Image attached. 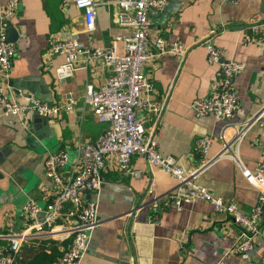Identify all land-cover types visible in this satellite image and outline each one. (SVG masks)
<instances>
[{
  "label": "crops",
  "instance_id": "crops-1",
  "mask_svg": "<svg viewBox=\"0 0 264 264\" xmlns=\"http://www.w3.org/2000/svg\"><path fill=\"white\" fill-rule=\"evenodd\" d=\"M262 7V0H169L167 8L151 12L149 48L155 49L157 36L169 42L180 40L187 48L186 59L179 69L174 55H154L144 66L156 87L145 92L146 97L151 102L165 103L159 150L172 154L189 172L198 164L195 141L209 135L207 157L211 163L199 178L211 192L236 200L245 212L256 203L258 188L242 168L253 170L264 158L263 127L253 123L244 130L236 148L240 164L217 155L222 147L221 130L233 136L236 126L264 105V32L253 33L248 28L264 18ZM116 9L114 0L97 5L94 28L90 30L73 0H20L10 19L18 32L14 42L17 54L4 91L18 100L27 93L48 102L73 98L80 109L48 118L33 111H0V246L6 245L9 235L20 228L21 209L27 199L44 202L54 194L56 185L44 169L47 154L64 148L69 161H74L77 144L94 139L106 126L95 118L86 100V88L88 84H101L110 72L108 66L100 58L86 57L70 76L56 77L55 68L67 60V54L50 53L44 58L48 35L67 28L89 46L106 45L114 36L130 31L129 26L113 21ZM213 29V43L223 48L221 59L233 58L244 64L234 79L238 108L231 118L196 115L189 105L193 98L208 96L216 89L218 63L207 61L202 43ZM122 48L119 40L117 50ZM140 115L150 125L152 111L144 108ZM131 161L140 174H124L108 160L101 187L89 194L96 200L98 223L90 231L80 264H262L264 212L261 234L244 252L233 250L239 237L233 218L215 211L206 199L182 201L179 207L164 206L155 218H150V205H141L135 209L127 231L130 209L139 194L148 188L142 199L147 202L176 183L172 175L150 164L144 156L134 154ZM165 199L160 202L165 203ZM67 219L59 222V230L68 229ZM69 242V238L52 232H38L22 244L20 253L25 260L39 250L50 252L55 248L62 254Z\"/></svg>",
  "mask_w": 264,
  "mask_h": 264
},
{
  "label": "built area",
  "instance_id": "built-area-1",
  "mask_svg": "<svg viewBox=\"0 0 264 264\" xmlns=\"http://www.w3.org/2000/svg\"><path fill=\"white\" fill-rule=\"evenodd\" d=\"M61 1L66 3L69 0ZM73 2L82 10L85 26L90 30L94 28L97 5L108 3L109 0ZM114 2L117 9L113 21L129 26L130 31L114 36L108 44L89 46L67 28L48 35L44 58L50 53L67 54V60L55 68L56 77L70 76L79 62L86 57L100 58L108 66L110 72L104 81L97 86L88 84L86 88V100L91 105L95 118L106 123V126L94 139L77 144L74 161H69L64 148L47 154L44 169L47 177L56 185V190L44 202L27 199L23 203L20 228L9 235L6 245L0 246V264H16L22 244L38 232H52L57 237L69 238L68 247L55 264H80L90 231L98 223L96 200L89 194L101 187L104 181L102 173L108 160H112L124 174H140V170L132 166L131 159L134 154L144 156L150 164L159 166L176 180L174 186L167 191L145 202L151 207L150 218H155L164 206L179 207L182 201L206 199L212 203L215 211L228 214L238 225L239 237L233 244V250H250L254 246L255 237L261 234L260 219L264 212V158L256 163L253 170L242 168L249 181L258 188L256 203L250 211L245 212L236 200L211 192L199 178L211 163L207 157L211 142L209 135L200 136L195 141L194 150L198 154V164L189 172L183 170L172 154H164L158 148L159 126L165 103L151 102L146 97L145 92L154 91L156 87L146 74L144 66L154 55L171 54L177 58L180 69L187 55V48L180 40L169 42L162 36L155 37L154 50L149 48L151 12L164 10L169 0ZM19 4L20 0L0 1V111L13 114L33 111L48 118L80 109L73 98L48 102L27 93L23 100H18L4 91L7 83L5 79L8 78L17 54L15 43L7 38L6 26ZM248 28L253 33L264 32V18L252 22ZM213 36L214 29L202 43L206 46L207 61L218 63L216 89L208 96L193 98L189 105L196 115L213 114L231 118L238 108V89L234 79L243 70L244 64L233 58L221 59L223 48L213 43ZM119 40L123 43L121 51L117 50ZM144 108L152 111L150 125L140 115ZM253 123H258L264 129V105L252 118L236 126L233 136L230 137L224 129L221 130L219 139L222 147L217 157L228 156L240 164L236 148L244 130ZM261 145L264 150V140ZM166 197L162 204L161 199ZM65 217H68V229L59 230V222Z\"/></svg>",
  "mask_w": 264,
  "mask_h": 264
},
{
  "label": "trees",
  "instance_id": "trees-1",
  "mask_svg": "<svg viewBox=\"0 0 264 264\" xmlns=\"http://www.w3.org/2000/svg\"><path fill=\"white\" fill-rule=\"evenodd\" d=\"M58 255H61L60 252L57 250L52 249L50 252H45L44 250H39L35 253H33L28 258H24L22 252L19 254V257L16 259V264H19V262H24L25 264H52L55 262L58 257Z\"/></svg>",
  "mask_w": 264,
  "mask_h": 264
},
{
  "label": "water",
  "instance_id": "water-1",
  "mask_svg": "<svg viewBox=\"0 0 264 264\" xmlns=\"http://www.w3.org/2000/svg\"><path fill=\"white\" fill-rule=\"evenodd\" d=\"M262 11L264 12V0H262ZM167 8V6H166ZM6 32H7V38L12 41V42H15L17 37H18V32L16 30V28L13 26V24L11 22H8L7 23V26H6ZM148 188H146L145 191H143L141 194H139L134 206L130 209V219H129V222L127 224V231L129 230V227H130V221L132 219V216L134 215V211L136 208H138L139 206L141 205H144L145 202L142 200L143 199V196L145 195L146 191H147Z\"/></svg>",
  "mask_w": 264,
  "mask_h": 264
}]
</instances>
